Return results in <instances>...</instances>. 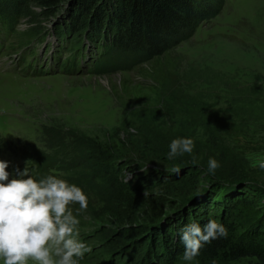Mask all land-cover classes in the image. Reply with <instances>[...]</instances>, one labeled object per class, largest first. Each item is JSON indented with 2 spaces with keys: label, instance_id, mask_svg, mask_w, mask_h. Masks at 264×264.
Wrapping results in <instances>:
<instances>
[{
  "label": "rangeland",
  "instance_id": "374dc122",
  "mask_svg": "<svg viewBox=\"0 0 264 264\" xmlns=\"http://www.w3.org/2000/svg\"><path fill=\"white\" fill-rule=\"evenodd\" d=\"M74 1L60 0L54 8H47L40 0H0L1 9L14 18L12 24L0 19V136L3 138L0 143L8 145L1 149L0 157L9 163V179L15 177L16 169L23 171L26 167L33 178L36 174L37 180L52 175L83 189L88 197L87 209L81 210L78 204L71 208L79 220V239L91 251L85 253L79 264H244V259L217 263L185 261V246L176 230L177 226L189 224V215L186 221L179 219L185 212L196 210L192 208L196 197L221 204V209L202 212L203 216L211 220L223 218L227 207L222 200L226 202L229 195L227 179L202 180L192 193L195 196L162 204V214L158 217L148 203L127 217L116 209L110 213L101 209L110 179L106 180L108 173L99 166L98 153L88 150L77 154L69 168L54 157L65 155V140L76 141L81 147L118 140L121 126L130 123V117L134 121L137 117L147 120L148 115L158 113L154 107L163 83L176 79V87L165 89L178 100L170 110L188 115L200 111L202 107L194 106L200 99L212 102L208 112L203 108L204 116L213 110L225 118L217 129L243 132L231 139L237 148L243 149L251 183L264 186V168L252 166V159L264 158V0H190L203 15L218 9L202 16L196 26L172 35L163 53L141 57L132 67H127L124 57H133L138 52L124 53L114 47L103 58L121 67L102 73L85 71L92 67L95 49L90 51L88 46L87 58L81 61L79 71L77 62L64 60L69 54L68 45L62 47L52 32L61 29L72 12L75 22L81 25L94 18L96 5L103 3L105 16L114 12L120 18L123 6L118 0H90L81 6L89 9L85 14V8L80 11L72 8ZM73 36L78 38L79 34L71 32L65 41L73 40ZM145 127L150 128L148 122ZM25 143L53 159L54 165L40 171L36 164L41 156L37 151H34L37 161L32 160L31 165V158L26 155L30 149L22 150ZM116 159L111 161L110 177L116 175L128 186L144 183V192L149 190L147 182L151 181L150 190L160 192L156 183L163 180L162 169L153 163L131 169ZM31 166L35 168L30 169ZM168 183L178 185L182 180L175 176ZM168 197L175 199L172 195ZM196 217L200 225L207 221L202 217V222L205 220L202 223L198 214Z\"/></svg>",
  "mask_w": 264,
  "mask_h": 264
},
{
  "label": "trees",
  "instance_id": "16d2710c",
  "mask_svg": "<svg viewBox=\"0 0 264 264\" xmlns=\"http://www.w3.org/2000/svg\"><path fill=\"white\" fill-rule=\"evenodd\" d=\"M59 1L40 0L47 8H54ZM89 1L75 0L72 8L75 11L83 10L86 6H81L88 4ZM118 1L123 6L121 18L114 12L112 16H105L102 11V2L101 5L95 7V12L92 14L94 18H89L81 25L75 22L76 18L73 16V12L70 13V17L67 18L69 21H65L61 29L57 30L58 34L63 30L67 33L79 34L78 38L73 36V40L69 39L70 41L62 43V47H65L70 42L67 47L72 52L70 63L74 64L75 62L71 61L78 55H82L83 46L81 47L79 44L81 43V36L85 34V38L91 41L96 49L100 47L99 56L94 61L93 71L102 73L121 67L113 65V62L108 63L109 61L103 58L114 47L124 53L138 52L133 57H124V62L128 64L127 67H132L141 57H153L163 53L168 47L172 35L179 33L184 28L196 26L202 16L213 14L218 9L216 7L212 12L203 15L201 10L198 11L190 0ZM6 12L0 7V14H4L9 20H14L13 16L8 17L12 14ZM84 13L88 14L89 9L85 8ZM114 24L116 25L115 28ZM83 27L88 29H82ZM82 31L83 34H81ZM100 61H102L101 66H99ZM175 81L176 79H173L163 83L161 94L158 96L154 107L158 109V113L148 115L147 120H141L143 118L140 117L141 121L138 119L139 117L135 121L130 117V123L121 126V136L118 135V140L114 139L111 144L101 142L82 147L78 146L76 141L65 140V155L61 154L57 156L59 158H54L59 159L60 164L65 165V168H69L74 165L70 163L77 157V154H84L88 150L92 153H98L99 166L108 173L105 177L106 180L107 178L110 179L102 197L104 206L101 209H105L107 213L116 209L127 217L137 213L144 203H148L151 207L150 210L156 212L154 216L158 217L162 214V204L168 201L173 202V200L180 202L182 199L195 196L192 193L196 192V189L202 184V180L222 181L227 179L229 185L226 192L228 191L229 195L227 198L225 197L226 202L224 199L222 200L227 211L223 218L216 220L225 226L227 236L205 244L194 259L200 263L230 262L244 259V264H264V186L251 183L250 170L242 154L243 149L237 148L234 140L231 139L234 135L237 138L243 132L217 129V125L222 124L225 118L213 110L208 116H204L206 112H203V108L208 112L210 109L208 110L207 107L210 108L212 105L208 99L204 101L200 99L199 102H195L194 106L202 108L193 114L181 115L176 110H170L171 107L178 104V100L165 89L172 90L176 87ZM145 121L148 122L151 130H149L150 128L145 129ZM130 125H133L134 128H131ZM178 138L192 139L194 141L193 150L191 153L186 152L173 159H168L169 146L172 140ZM80 141L78 139L79 143ZM24 145L23 152L25 149L31 151L27 152L26 155L31 158L32 165V160L37 159L34 156V151L37 150H33L32 145L28 144L27 146L26 143ZM36 153L41 156L38 159L39 163L36 164L40 166V171L42 167L54 165L53 159L49 160L47 156H42V153L38 151ZM210 158H214L219 163V167L212 173L208 172ZM113 159L119 160L131 169H138V167H144L149 163H153L155 167L162 169L164 171L163 180L161 183H156L160 192L151 191L153 183L149 181L147 182L148 195L145 196L144 191H142L144 183L139 182L133 186H128L121 183L116 175L110 177L111 171L113 172L111 167ZM61 161L64 162L61 163ZM174 168L180 169L179 176L173 172ZM175 176L179 177L182 183L170 185L168 182ZM155 179H159V177L156 176ZM170 195L175 199L168 197ZM196 198L194 199L195 206L192 207L196 209V212L190 213L186 210L187 212L179 220L186 221L190 216L189 224L192 222L199 224L197 214L202 222V217L207 218V215L201 214L202 212L206 214L208 211L211 213L221 209V204H213L206 198ZM238 204L241 205V208H238ZM241 216L243 220H241ZM209 220L211 219L207 218L206 222L204 220L205 224ZM180 227H176L178 236L181 235L184 226Z\"/></svg>",
  "mask_w": 264,
  "mask_h": 264
},
{
  "label": "clouds",
  "instance_id": "9594fccd",
  "mask_svg": "<svg viewBox=\"0 0 264 264\" xmlns=\"http://www.w3.org/2000/svg\"><path fill=\"white\" fill-rule=\"evenodd\" d=\"M169 147L168 159H173L191 153L194 141L178 138ZM252 166L264 168V158L252 159ZM8 167V162L0 160V260L3 264H79L91 251L79 239V220L71 208L78 204L81 210L87 209L83 189L52 175L36 180L26 167L16 169L15 177L9 179ZM218 167L219 163L210 158L208 172ZM173 171L179 174L180 169ZM226 236L227 229L216 220L203 226L187 224L181 230L183 259L192 261L205 244Z\"/></svg>",
  "mask_w": 264,
  "mask_h": 264
}]
</instances>
